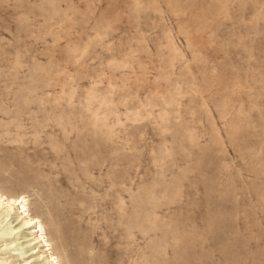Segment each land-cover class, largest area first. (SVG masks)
Segmentation results:
<instances>
[{
    "label": "rangeland",
    "instance_id": "374dc122",
    "mask_svg": "<svg viewBox=\"0 0 264 264\" xmlns=\"http://www.w3.org/2000/svg\"><path fill=\"white\" fill-rule=\"evenodd\" d=\"M0 191L61 264H264V0H0Z\"/></svg>",
    "mask_w": 264,
    "mask_h": 264
},
{
    "label": "bare ground",
    "instance_id": "6f19581e",
    "mask_svg": "<svg viewBox=\"0 0 264 264\" xmlns=\"http://www.w3.org/2000/svg\"><path fill=\"white\" fill-rule=\"evenodd\" d=\"M26 201V196L23 194L7 195L0 191V212L6 218L7 209L14 210V212L18 215L17 217L21 218L20 226L29 229V234L34 240V245L38 249H41L38 250V253H40L43 257V261L45 262L44 264H61L59 256L55 255L52 251L51 243L47 237L46 230L41 219L30 213Z\"/></svg>",
    "mask_w": 264,
    "mask_h": 264
}]
</instances>
